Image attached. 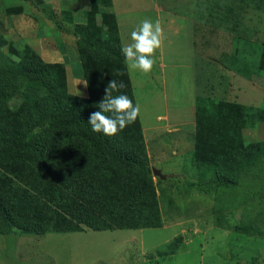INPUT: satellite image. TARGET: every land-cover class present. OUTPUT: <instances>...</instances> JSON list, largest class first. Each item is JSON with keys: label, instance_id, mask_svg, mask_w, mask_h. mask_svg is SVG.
I'll use <instances>...</instances> for the list:
<instances>
[{"label": "rangeland", "instance_id": "1", "mask_svg": "<svg viewBox=\"0 0 264 264\" xmlns=\"http://www.w3.org/2000/svg\"><path fill=\"white\" fill-rule=\"evenodd\" d=\"M4 1L10 5L17 2ZM192 11L191 43L199 68L196 95L220 93L218 101H223L231 88L238 99L243 88L236 83L235 90L233 79L241 77L249 82L248 96L257 101L244 109L225 110L223 123L205 120L187 128L146 130L144 136L130 124L117 135L134 149L126 153L129 167L111 164L110 168L115 174L140 175L145 185L151 186L158 227L91 231L83 226L77 232L0 235V264H264V121L255 112L264 110V74L257 70L264 48V11L251 5L234 6L233 34L220 27L223 0H202ZM3 13L0 9V16ZM163 34L167 52L170 43ZM182 38L183 34L177 44L186 57L188 47ZM172 59L184 62L176 55ZM38 75L21 80L19 89L0 105V118L16 132L27 130L36 117L35 110L45 103L46 96L36 87L43 83ZM152 111L150 116L159 114ZM39 143L37 152L28 153L0 144V155L26 161L41 155L52 162L64 160L62 147L48 148L54 145L51 138L42 136ZM255 143H262V150L246 151V160L240 161L239 149ZM84 159L80 157L79 165ZM9 171L8 164L0 166L3 196L14 187L30 188L27 179L43 183L52 180L56 172L67 176L49 163L43 170L33 165L24 180H13ZM74 199L80 201L78 196Z\"/></svg>", "mask_w": 264, "mask_h": 264}, {"label": "trees", "instance_id": "2", "mask_svg": "<svg viewBox=\"0 0 264 264\" xmlns=\"http://www.w3.org/2000/svg\"><path fill=\"white\" fill-rule=\"evenodd\" d=\"M88 2L91 8L85 14L87 23L75 25L73 30L80 70L84 81H87L86 99L67 92L62 65L42 62L26 46L16 50L0 36V46L7 45L9 54L13 55L10 59L0 54V105L11 93L19 89L21 80L34 79V75L39 76L38 74L43 77V83L37 84L36 87L46 96L45 103L35 110L36 117L31 126L23 132L9 128L0 118V144L23 153L37 152L40 147L39 139L48 136L54 144L48 148L53 151L62 147L64 152V160H55L56 163L46 160L43 155L39 159L26 161L21 157L1 154L0 166L9 165L13 180H24L25 174L29 173L28 170L33 165L43 170L48 163L60 171H66L67 174L64 177L56 172L52 180L43 183L27 179L30 188L14 187L9 194L3 196L0 193L1 236L15 232L34 236L77 232L81 231L83 226L91 231L135 230L158 227L160 224L151 186L148 183L149 186L145 185L140 175L126 172L115 174L110 168L111 164L129 167L130 158L126 153L133 151L134 145L119 139L117 135H120V132L109 138L92 132L87 124L89 114L99 110L97 105L104 97L105 88L111 79L122 81L125 85L119 93L113 95L125 94L134 104L124 66L125 58L119 46L98 38L94 33L93 15L100 12L109 13L110 0ZM201 2L202 0H197L194 9L200 7ZM223 3L225 13L220 14V27L231 34L236 32V23L232 19V16L235 18L234 6L251 5L255 10L264 11V0H223ZM93 4L96 8L92 9ZM230 21L232 23H228ZM257 70L264 74V48L259 56ZM117 72L121 75H117ZM62 100H65V103H62ZM244 107L195 96L194 124L201 125L205 120L223 123L225 110ZM255 112L258 113L259 119L264 121V110ZM46 124L48 127H44ZM132 124L140 135L138 118ZM35 128L42 131L33 136ZM262 147V143L248 144L246 150L239 149L237 158L245 161L246 151L257 152L262 150ZM81 156L85 159L84 163L79 165ZM196 157L195 159L200 161V157ZM207 164L213 166L212 161H207ZM31 178L34 179L33 173ZM75 196L80 198L77 203Z\"/></svg>", "mask_w": 264, "mask_h": 264}, {"label": "crops", "instance_id": "3", "mask_svg": "<svg viewBox=\"0 0 264 264\" xmlns=\"http://www.w3.org/2000/svg\"><path fill=\"white\" fill-rule=\"evenodd\" d=\"M0 3V9L4 11V16H0L1 38L16 50L24 46L30 48L44 63L62 65L67 92L86 99L88 92L81 83L84 78L73 30L75 25L87 23L85 14L90 11L87 1L17 0L14 5H10V2L5 4L4 0H0ZM110 3L109 13L93 15L94 33L98 38L117 44L121 50L131 42V32L148 18L153 22L160 21L170 43L167 52L163 43L156 51L155 64L148 74L130 70L124 61L134 105L140 106L138 121L142 135L146 130H172L194 125V99L197 96L196 77L199 69L191 43L195 0H110ZM182 34L183 44L186 47L187 43L188 47L186 57L183 52L180 53L177 44ZM6 46L1 44L0 54L11 59L13 55L9 54ZM169 55L172 58L176 55L184 62L178 63ZM239 78L233 79L235 90L236 83L243 88L239 98L235 99L229 88V94L223 97V101L237 100L236 104L242 106L257 101V98L252 100L248 96L251 90L247 88L249 82ZM169 83L172 86L168 91ZM221 96L220 93L208 92L203 97L218 101L222 99ZM151 107L152 112L157 111L159 114L150 116Z\"/></svg>", "mask_w": 264, "mask_h": 264}, {"label": "clouds", "instance_id": "4", "mask_svg": "<svg viewBox=\"0 0 264 264\" xmlns=\"http://www.w3.org/2000/svg\"><path fill=\"white\" fill-rule=\"evenodd\" d=\"M163 39V29L159 20L153 22L145 18L141 21L130 34L131 42L121 49L127 67L143 74L150 73L155 64V53L161 48ZM117 75L121 73L117 72ZM81 83L87 87V81ZM124 87L122 81L115 79L109 81L105 88V95L97 105L99 110L89 114L87 124L92 132L111 138L136 121L140 114L139 104L134 105L125 94L113 95V93H119ZM78 95L81 94L78 92ZM41 131L42 129L35 128L32 135L35 136Z\"/></svg>", "mask_w": 264, "mask_h": 264}, {"label": "water", "instance_id": "5", "mask_svg": "<svg viewBox=\"0 0 264 264\" xmlns=\"http://www.w3.org/2000/svg\"><path fill=\"white\" fill-rule=\"evenodd\" d=\"M152 173H153L154 175L159 176V172H158L157 170H152Z\"/></svg>", "mask_w": 264, "mask_h": 264}]
</instances>
